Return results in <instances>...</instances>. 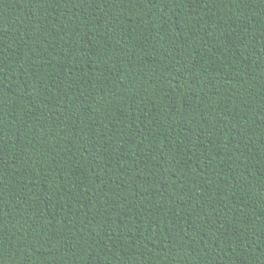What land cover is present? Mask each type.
<instances>
[{"label":"trees","instance_id":"1","mask_svg":"<svg viewBox=\"0 0 264 264\" xmlns=\"http://www.w3.org/2000/svg\"><path fill=\"white\" fill-rule=\"evenodd\" d=\"M0 264H264V0H0Z\"/></svg>","mask_w":264,"mask_h":264}]
</instances>
